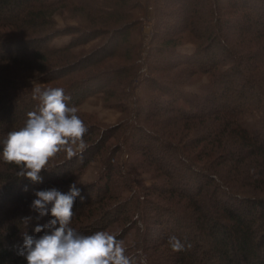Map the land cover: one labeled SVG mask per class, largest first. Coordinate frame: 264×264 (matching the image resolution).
I'll list each match as a JSON object with an SVG mask.
<instances>
[{
  "label": "trees",
  "instance_id": "1",
  "mask_svg": "<svg viewBox=\"0 0 264 264\" xmlns=\"http://www.w3.org/2000/svg\"><path fill=\"white\" fill-rule=\"evenodd\" d=\"M154 5L162 20L146 72L140 0H0V264H28L23 234L43 235L35 227L52 218L30 208L35 191L66 193L96 161L98 180L77 185L71 226L81 234L117 235L137 264H264V0ZM65 12L82 25L60 27ZM186 43L195 50L179 52ZM197 77L208 83L184 92ZM34 84L64 88L88 128L83 152L58 153L42 183L2 158L8 132L38 107ZM96 95L121 113L117 123L79 111ZM256 111L252 132L243 121ZM173 236L184 250H172Z\"/></svg>",
  "mask_w": 264,
  "mask_h": 264
},
{
  "label": "clouds",
  "instance_id": "2",
  "mask_svg": "<svg viewBox=\"0 0 264 264\" xmlns=\"http://www.w3.org/2000/svg\"><path fill=\"white\" fill-rule=\"evenodd\" d=\"M32 91L38 107L27 113L22 127L8 132L2 142V158L17 166V177L42 183V172L50 170V160L58 153L64 151L71 158L78 151L83 152L88 128L78 115V108L69 105L71 97L64 88L34 84ZM78 184L83 182H73L66 193L55 187L35 191L30 208L39 214L37 219L48 215L52 218L35 227V233L43 235L23 234L24 243L18 254L28 264H137L117 235L107 230L86 235L71 226L76 198L81 196ZM31 219L23 218L25 226ZM168 243L173 251L184 250V244L175 236ZM140 264H145L143 257Z\"/></svg>",
  "mask_w": 264,
  "mask_h": 264
},
{
  "label": "rangeland",
  "instance_id": "3",
  "mask_svg": "<svg viewBox=\"0 0 264 264\" xmlns=\"http://www.w3.org/2000/svg\"><path fill=\"white\" fill-rule=\"evenodd\" d=\"M141 5L143 6V10H137L136 14L140 21V33L137 37V42L140 45V57L143 61V67L146 72H149V56L151 52V48L154 45V36H155V28L161 15H157L154 1L155 0H140ZM66 21L59 15L55 16V19L59 23L60 27L65 26L66 24L77 26L82 25L83 18L81 16H77L76 18H70L69 14L65 12ZM70 40L69 36L58 37L52 41L53 46H64ZM195 50V46L192 43H186L179 47V52L181 53H190ZM207 77H197L191 84H188L186 87H181L184 92H197L203 85L207 84ZM137 96H143L144 87L141 85L135 92ZM180 106L185 107L184 100H180ZM79 111L83 113L88 119H90L94 123H98L104 126H110L117 123L121 118V113L113 108L105 107L102 103L101 96L96 95L91 97L87 101H85L80 107ZM262 117L261 114L256 111L252 113L250 116L246 117L243 121V125L250 129L252 132H257L261 127ZM129 159V155H125V160ZM102 165L99 161L93 162L89 165L88 169L84 173V175L79 179L83 184L86 185L98 180L100 176ZM144 178L148 181V184H151L148 176H144Z\"/></svg>",
  "mask_w": 264,
  "mask_h": 264
}]
</instances>
